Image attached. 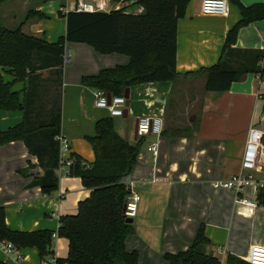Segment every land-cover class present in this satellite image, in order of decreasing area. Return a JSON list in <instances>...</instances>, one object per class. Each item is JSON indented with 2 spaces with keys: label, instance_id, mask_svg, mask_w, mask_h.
<instances>
[{
  "label": "crops",
  "instance_id": "obj_1",
  "mask_svg": "<svg viewBox=\"0 0 264 264\" xmlns=\"http://www.w3.org/2000/svg\"><path fill=\"white\" fill-rule=\"evenodd\" d=\"M78 1L98 5L97 12L103 13L133 3L1 0L0 24L6 29L21 26L24 35L55 43L65 35L66 20L62 16L73 12ZM201 1L191 0L177 23L176 71L180 76L172 82L129 88L126 113L113 118L120 137L131 144L141 143L136 163L127 177L131 191L140 200L132 219L133 233L124 242L126 251L137 252L140 264H167L164 255L186 251L202 226L210 249L221 264H226L227 255L245 260L252 246L264 245V208L257 204L253 209L237 206L236 194L219 185L240 171L248 130L253 125L263 133L259 161L252 172L254 184L239 196L256 203L257 191L264 188V85L259 84L255 74L249 73L232 83L226 92L204 90L205 76L196 72L217 62L227 32L240 17L228 0L227 16L202 15ZM238 1L246 7L264 4V0ZM127 10L139 14L142 8ZM233 48L240 51V57L233 58L234 61L251 67L254 53L261 52L264 62V20L241 29ZM128 63L129 58L121 54L102 55L85 44L65 43L60 82L54 69L42 72L41 79L45 81L41 84L51 83L56 89L52 87L48 101L37 106L48 110L52 106L50 98L60 94V133L69 142L71 157L87 163L94 161L85 137L94 134L96 121L109 117L106 110L95 108L93 90L81 84L82 77ZM189 73L193 75H186ZM49 77L54 80H48ZM24 86V82L13 86L20 98ZM172 97L177 98L174 104ZM144 116L162 118L161 135H137V121ZM22 118V112L0 110V131L18 125ZM169 129L174 131L167 134ZM153 144L157 148L155 156L148 151ZM65 172V168L54 170L58 189L46 196L39 187L30 185L35 177L43 175V170L25 144L14 141L0 146V207L4 209L7 228L18 232H56L60 217L75 215L78 203L90 191L79 178ZM52 249L53 259H41L35 248L15 247L13 254H5L0 247V262L54 264L56 259H66L65 239L54 237ZM221 250L225 253H219Z\"/></svg>",
  "mask_w": 264,
  "mask_h": 264
},
{
  "label": "trees",
  "instance_id": "obj_2",
  "mask_svg": "<svg viewBox=\"0 0 264 264\" xmlns=\"http://www.w3.org/2000/svg\"><path fill=\"white\" fill-rule=\"evenodd\" d=\"M123 1L133 3L109 13L68 12L62 16L66 20L65 35L55 43L26 36L21 26L6 29L0 24V110L23 114L21 123L0 131V146L14 141L25 144L43 170V175L35 177L30 185L39 187L46 196L58 189L54 170L59 166L55 138L60 134V94L51 98L48 110L37 104L42 101L39 89L45 81L41 79L43 71L54 69L60 82L65 43L85 44L102 55L116 53L129 58L125 66L103 69L81 79L84 87L111 96H123L125 90L141 84L172 82L180 76L176 71L177 23L191 0ZM228 1L237 8L240 18L227 32L217 62L196 72L205 76L206 92H226L246 74H264V67L259 65L263 61L261 52L254 53L251 67L233 59L240 57V51L233 48L238 32L264 20V4L246 7L238 0ZM131 7L142 10L137 14L127 10ZM30 17L31 14L26 19ZM23 82L26 86L20 98L13 86ZM85 140L94 153V161L87 163L71 157L74 162L67 174L79 178L90 191L78 203L76 214L60 217L56 232H18L7 228L4 209L0 207V242H10L16 248H35L41 259H53V239L58 237L67 241L68 251L66 259H56L54 264H140L137 252H128L124 246L125 239L133 233V224L127 222L123 207L129 196L127 177L141 143L131 144L120 137L110 116L96 121L94 134ZM255 202L264 208V188L257 191ZM210 247L202 226L186 251L165 254L164 260L167 264H221ZM225 263L249 264L233 255H227Z\"/></svg>",
  "mask_w": 264,
  "mask_h": 264
},
{
  "label": "built area",
  "instance_id": "obj_3",
  "mask_svg": "<svg viewBox=\"0 0 264 264\" xmlns=\"http://www.w3.org/2000/svg\"><path fill=\"white\" fill-rule=\"evenodd\" d=\"M228 1L227 0H202L201 1V14L205 16H227L228 15ZM99 6L96 7L78 1L75 5L74 11L78 13H94L97 12ZM260 67H264V62L260 61ZM256 78L260 85H264V74H257ZM107 94L101 90H93L94 106L97 109L106 110L110 117H122L124 108L126 106V99L123 96H111L107 99ZM163 131V120L159 117H140L137 121V135L139 137H145L148 135L159 136ZM263 139V133L255 126H250L247 134L244 152L240 163V171L231 176L224 182H219V185L225 189L232 191L236 194L235 203L237 206L255 208L256 203L250 202L247 199L239 196L245 188H248L254 184L252 172L257 169L259 161V151L261 141ZM58 143L59 151V166L58 170L66 169L68 174L69 166L74 162L70 155V145L68 140L61 135V133L55 138ZM156 145L153 144L148 148L154 156L156 155ZM128 183V181H127ZM129 186V196L125 202L126 218L133 219L136 215L138 208L139 196L131 191ZM259 187H261L259 185ZM1 250L5 254H13L15 247L6 241L0 242ZM219 253L224 254L225 251L221 250ZM245 261L249 264H264V245L252 246L245 258ZM53 262V261H52Z\"/></svg>",
  "mask_w": 264,
  "mask_h": 264
},
{
  "label": "rangeland",
  "instance_id": "obj_4",
  "mask_svg": "<svg viewBox=\"0 0 264 264\" xmlns=\"http://www.w3.org/2000/svg\"><path fill=\"white\" fill-rule=\"evenodd\" d=\"M42 74V73H41ZM8 78V77H7ZM48 80H54V78H52V77H49V79ZM55 80H56V78H55ZM52 87H55V89H56V86H52V84L51 83H46V84H43V86H40V89H39V93H40V95L42 96V101H48V99H49V96H50V91L52 90ZM177 98L176 97H172V100H171V104H174L176 101ZM51 101H52V99L50 98V100H49V102L51 103ZM55 101V100H54ZM55 102H57V101H55ZM54 103V102H53ZM169 113H168V115H167V120H169ZM173 127V126H172ZM174 130L173 129H169V131L167 132V134H170V133H172ZM166 134V138H168V135Z\"/></svg>",
  "mask_w": 264,
  "mask_h": 264
},
{
  "label": "water",
  "instance_id": "obj_5",
  "mask_svg": "<svg viewBox=\"0 0 264 264\" xmlns=\"http://www.w3.org/2000/svg\"><path fill=\"white\" fill-rule=\"evenodd\" d=\"M106 96H107V99L109 100L110 97H111V94H107ZM123 97H124L126 100L128 99V89L125 90ZM125 113H126V112H124V114H125ZM124 114H123V115H124ZM124 212H125V204H124V207H123V213H124ZM127 222H128V223H132L133 221H132V219L128 218V219H127Z\"/></svg>",
  "mask_w": 264,
  "mask_h": 264
}]
</instances>
